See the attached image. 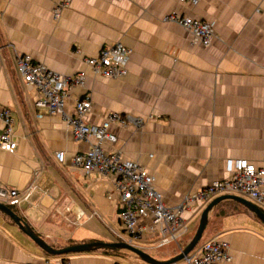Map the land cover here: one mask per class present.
<instances>
[{
    "label": "crops",
    "instance_id": "obj_1",
    "mask_svg": "<svg viewBox=\"0 0 264 264\" xmlns=\"http://www.w3.org/2000/svg\"><path fill=\"white\" fill-rule=\"evenodd\" d=\"M61 1L0 0V111L10 110L17 144L14 153L0 149V184L20 198L29 193L18 207L6 206L38 238L55 250L127 243L112 201L113 178L86 175L72 165L96 140L76 141L59 116L37 118L38 92L19 76L18 54L58 74L85 72L84 87L65 99V114L73 115L74 103L87 95L91 109L84 122L90 126L111 114L144 119L140 129L112 124L116 141L102 149L147 169L167 207L227 178L228 161L264 168V0H200L196 6L179 0H69L54 21L53 8ZM169 15L211 23L214 39L207 47L193 43L179 24L164 20ZM115 43L131 51L127 75L96 77L82 59ZM60 151L63 164L54 156ZM222 196L182 213L187 233L176 242L157 247L152 229L133 246L158 261L176 257L203 210ZM151 223L150 217L142 222ZM213 238L229 245L231 261L225 264H264V225L240 203L224 200L211 210L194 250ZM122 258L146 264L123 249L48 255L0 211V264H124Z\"/></svg>",
    "mask_w": 264,
    "mask_h": 264
},
{
    "label": "built area",
    "instance_id": "obj_2",
    "mask_svg": "<svg viewBox=\"0 0 264 264\" xmlns=\"http://www.w3.org/2000/svg\"><path fill=\"white\" fill-rule=\"evenodd\" d=\"M180 3L196 6L200 0H179ZM69 0H62L55 5L52 11L53 20L61 18L62 11L68 6ZM164 20L179 24L191 35L195 44L203 47L210 45L215 37L211 23L169 15ZM1 54V47H0ZM130 49L121 43H115L102 48L96 57H85L83 64L88 67L96 77L106 79H120L127 75L126 66L130 59ZM17 72L23 82L38 92L34 101L37 109V118L45 115L59 116L71 127L73 138L76 141H88L94 138L96 144L72 159V165L86 175L97 174L101 178H113V204L119 211V222L127 236V243L134 245L147 233L155 229L158 233L157 247H164L187 233L186 222L182 213L192 205H203L218 195H241L258 206L264 207V168H255L245 161H228L226 165L227 178L212 182L207 187L188 194L176 207H167L162 195L155 187V180L147 169L136 162L125 161L119 152H106L102 149L104 142L115 143L116 137L109 132L112 124L140 129L144 124L141 117L130 115L111 114L99 126H90L84 122L91 109L89 96L80 97L74 103L73 115L64 113L65 99L77 89L83 88L87 75L79 70L71 75L58 74L47 69L44 65L34 63L30 56L18 54L16 60ZM0 121L3 130L0 132V149L14 153L17 144L13 140V118L7 108L0 111ZM56 161L63 164L64 152L54 154ZM26 192L23 198L18 191L9 189L0 184V203L10 207H18L22 201L28 199ZM150 217L152 223L143 225V219ZM150 226V227H149ZM231 261L229 245L218 238L202 243L181 262L174 264H225ZM43 264H54L45 261ZM66 264V263H62Z\"/></svg>",
    "mask_w": 264,
    "mask_h": 264
},
{
    "label": "water",
    "instance_id": "obj_3",
    "mask_svg": "<svg viewBox=\"0 0 264 264\" xmlns=\"http://www.w3.org/2000/svg\"><path fill=\"white\" fill-rule=\"evenodd\" d=\"M224 200H233L241 205L245 206L250 212L255 214L259 221L264 225V213L261 212L253 203L250 201L238 197V196H232V195H226L219 198L214 199L211 201L207 207L203 210L200 219L199 224L196 229L195 234L189 241V243L186 245L184 249L180 251V253L173 257L172 259L166 260V261H158L154 258H152L150 255L146 254L145 252L141 251L140 249L136 248L133 245H130L128 243H109V244H103V243H88V244H82V245H75L66 247L61 250H55L48 246L42 239L38 238L32 231V229L22 220L21 217H19L13 210H11L6 205L0 203V211L7 215L9 218H11L14 223L28 236L30 239H32L40 248L43 250L46 254L51 256L61 255L65 253H76V252H87L92 251L95 249L105 248V249H123L126 250L133 255L137 256L142 262L146 264H174L181 260H183L186 256H188L194 248L198 245V243L202 239V235L205 231V228L208 224V217L211 210L221 201Z\"/></svg>",
    "mask_w": 264,
    "mask_h": 264
},
{
    "label": "rangeland",
    "instance_id": "obj_4",
    "mask_svg": "<svg viewBox=\"0 0 264 264\" xmlns=\"http://www.w3.org/2000/svg\"><path fill=\"white\" fill-rule=\"evenodd\" d=\"M12 209H14V208H12ZM123 233V232H122ZM123 237H120L121 238V241H126L127 240V236H126V234H121ZM180 242L181 241H183V240H179ZM151 255H153L152 253H150ZM154 256V255H153ZM123 260L122 261H124V264H135V262L134 261H137V259H132V261L131 260H129V259H127V258H122ZM138 262H139V260H138Z\"/></svg>",
    "mask_w": 264,
    "mask_h": 264
}]
</instances>
